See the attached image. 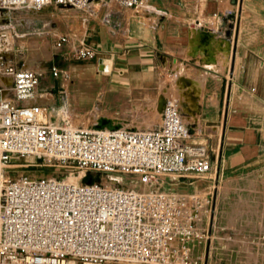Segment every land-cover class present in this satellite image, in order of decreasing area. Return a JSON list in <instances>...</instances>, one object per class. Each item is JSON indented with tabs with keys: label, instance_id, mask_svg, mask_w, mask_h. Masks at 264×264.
Instances as JSON below:
<instances>
[{
	"label": "built area",
	"instance_id": "2783aa9c",
	"mask_svg": "<svg viewBox=\"0 0 264 264\" xmlns=\"http://www.w3.org/2000/svg\"><path fill=\"white\" fill-rule=\"evenodd\" d=\"M92 1L102 0H0V264H197L192 243L211 244L210 231L199 227L211 212V196L161 186L168 178L185 184L209 179L220 148L191 140L175 100L164 102L160 124L149 129L53 125L45 107L30 104L47 67L27 66L24 47L13 45L25 36L22 20L49 6L84 9ZM112 1L140 10L149 0ZM238 10L236 3L224 16L212 15L228 24L227 38ZM73 56L96 59L89 48ZM96 61L101 73H110L109 61ZM54 163L71 165L74 181L24 172ZM100 173L155 187L95 180Z\"/></svg>",
	"mask_w": 264,
	"mask_h": 264
},
{
	"label": "crops",
	"instance_id": "0c3cea01",
	"mask_svg": "<svg viewBox=\"0 0 264 264\" xmlns=\"http://www.w3.org/2000/svg\"><path fill=\"white\" fill-rule=\"evenodd\" d=\"M92 2L84 9H60L67 12L61 14L60 22L49 12L26 15L22 26L67 37L69 53L89 48L96 59L109 61V74L99 71L96 59L100 75L80 69L77 78L81 85L75 94L86 100L96 97L101 102L112 97L119 112H107L108 108L100 104L101 111L108 115L103 116L127 124L131 120L114 115L138 116L160 95L172 98L169 93L173 80H202L196 71L205 76L198 112H193L199 128L191 134V140L219 146L220 162L217 170L213 167L209 179L180 182L175 190L211 196V212L203 214L199 224L210 231L211 243L216 236L222 240L240 236L264 243V0H149L140 10L112 0ZM236 3V25L227 38L228 24L213 20L212 15L224 16L236 8ZM50 7L53 6L47 9ZM205 29L209 34L201 33ZM220 46L228 53L222 56L221 64ZM28 63L29 67L43 68ZM178 67L181 71L176 70ZM90 81L100 85L96 95L87 85ZM64 83L52 80L48 88L42 86L30 104L41 105L47 112L56 105L60 94L62 100H68L74 90ZM43 96L51 99V105L40 102ZM52 109L49 122L53 116L56 122H67L57 125L76 126L67 120V112L58 116ZM181 111L186 116L182 108ZM103 123L99 120L97 126ZM127 126L124 129H136L134 125ZM203 244L192 243V257Z\"/></svg>",
	"mask_w": 264,
	"mask_h": 264
},
{
	"label": "rangeland",
	"instance_id": "374dc122",
	"mask_svg": "<svg viewBox=\"0 0 264 264\" xmlns=\"http://www.w3.org/2000/svg\"><path fill=\"white\" fill-rule=\"evenodd\" d=\"M96 5V4H95ZM63 8L59 7H50L49 9H44L40 11L39 15H47V13H53L55 19L58 22L61 21L63 17L61 14H66L67 12L64 10H60ZM51 10V11H50ZM18 16V14L13 13L11 17ZM19 16H23L22 14ZM26 20V19H25ZM55 22V21H53ZM24 23V22H23ZM40 28V26L38 27ZM19 33L24 34L25 36L19 39L18 41H14V44H18L21 47H24L26 54V61L30 65L39 66V67H47V74L43 78V88H48V85L51 84V81L55 82H65L64 85H68L69 88L74 90V94L68 100H62V94L58 97V101L56 105L49 107V111L51 108L56 111L53 112L58 115L66 114V118L72 124L78 125H92L97 126L99 120H103L102 127H113V128H129L127 125H134L133 128L136 129H146L151 126L154 127L157 124H160V118L162 113V108L164 102L168 99L166 95H160L158 100L154 101L146 107L145 110H140V114L138 116H132L129 113L128 117L125 115L117 114L114 117L123 118L125 120H131L128 124L123 120H116L109 117H105L103 111L99 108L100 104L102 106H106L108 108L107 112H119L118 104L112 97H106L101 102L96 97L93 100H86L82 97L78 96L77 89L80 87V83L78 81L77 73H79L80 69L86 70L87 73L91 75H100L96 71V65L94 59H77L73 56V53H69V50L66 48L68 45L67 37L63 35H59V37H54L51 34H47L45 31L40 30L37 32L36 29L27 28V27H19ZM34 33V34H33ZM213 47L215 49V41H212ZM192 45H196V42L191 43ZM202 45V43L200 44ZM218 49V48H217ZM222 52L220 54V64L224 62L222 56H227L228 53L223 51V46H220ZM216 52V51H215ZM52 67L57 68L60 73L58 76H52L49 71ZM179 68V69H178ZM176 70L181 71L180 67ZM214 68V67H212ZM68 70V73H63V71ZM191 68H188L187 74L190 76ZM197 75L202 78L194 79L192 81L187 79H177L172 81V92L169 95H173L172 99L175 100L178 105L182 108L183 112L186 114L185 120L189 124L192 133L199 128V124L197 121V117L193 115V112H198L199 105V97L202 94L203 89V79L205 76L199 71H196ZM168 75L166 76V80H168ZM89 87L92 88L94 94L96 95L97 90L100 88V85L90 81L87 83ZM57 87V84H55ZM53 88L48 89V92L52 91ZM40 102L44 104L50 103L51 99L48 96H43ZM49 105V104H48ZM158 110V111H157ZM126 113V112H125ZM105 115V116H103ZM190 117L191 120H187V117ZM127 118V119H126ZM50 122L53 125H57L59 122H64L67 125V122L64 119H59V122H56L55 117H51ZM141 122V123H137ZM75 127V126H68ZM15 162L24 163L26 159H15ZM55 167L52 168H42V169H30L24 171L25 174L32 173L36 175L48 176V177H59L60 179L69 178V172L71 165L68 163L66 165L54 163ZM17 173L13 171L11 174L12 177L16 176ZM102 178L103 182H108L110 180H117L122 186L130 187L133 186L139 190H151L155 187L153 185H142L136 180H132L131 178L116 174H97L95 180H99ZM112 182V181H110ZM181 180L177 181L174 178H168L163 181L161 189L166 192L177 191L179 187V183ZM192 182H196L192 181ZM185 190V189H183ZM180 191V190H179ZM192 191H200L199 189H194ZM202 193H206L205 190H201ZM193 258L197 260V264H264V243L263 242H253L252 239L248 238H240V236L235 237H226V240H222L220 237L216 236V239L213 240L211 244L207 242V244H203L200 250L197 252L196 249L193 252Z\"/></svg>",
	"mask_w": 264,
	"mask_h": 264
},
{
	"label": "bare ground",
	"instance_id": "6f19581e",
	"mask_svg": "<svg viewBox=\"0 0 264 264\" xmlns=\"http://www.w3.org/2000/svg\"><path fill=\"white\" fill-rule=\"evenodd\" d=\"M93 4H95V2H92ZM34 34V33H33ZM5 83H8V81L6 80L5 81ZM187 119V118H186ZM187 125H188V128H189V130H190V133L192 134V131H191V128H190V126H189V124L187 123ZM96 127H98V128H106V129H118V128H113V127H99V126H96ZM42 176H45V175H42ZM70 181H74V179H73V177H69L68 178ZM113 180H115V179H113ZM110 181H112V180H110ZM113 182V181H112ZM209 222V221H208Z\"/></svg>",
	"mask_w": 264,
	"mask_h": 264
},
{
	"label": "water",
	"instance_id": "95a60500",
	"mask_svg": "<svg viewBox=\"0 0 264 264\" xmlns=\"http://www.w3.org/2000/svg\"><path fill=\"white\" fill-rule=\"evenodd\" d=\"M201 33H203V34H209V32L208 31H206V30H201ZM164 105V104H163Z\"/></svg>",
	"mask_w": 264,
	"mask_h": 264
}]
</instances>
